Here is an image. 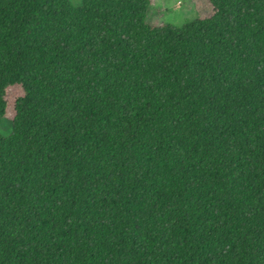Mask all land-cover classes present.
I'll list each match as a JSON object with an SVG mask.
<instances>
[{"label": "trees", "instance_id": "1", "mask_svg": "<svg viewBox=\"0 0 264 264\" xmlns=\"http://www.w3.org/2000/svg\"><path fill=\"white\" fill-rule=\"evenodd\" d=\"M0 0V264H264V0Z\"/></svg>", "mask_w": 264, "mask_h": 264}, {"label": "rangeland", "instance_id": "2", "mask_svg": "<svg viewBox=\"0 0 264 264\" xmlns=\"http://www.w3.org/2000/svg\"><path fill=\"white\" fill-rule=\"evenodd\" d=\"M71 1L76 6H80L82 3V0ZM212 14L213 7L206 0H151L148 22L154 26L172 25L181 28ZM22 95L23 89L19 85L7 89L8 111L6 118H3L0 123V133L3 136L7 137L12 132L11 120L15 115V103Z\"/></svg>", "mask_w": 264, "mask_h": 264}]
</instances>
